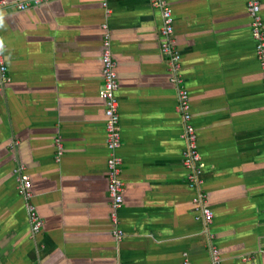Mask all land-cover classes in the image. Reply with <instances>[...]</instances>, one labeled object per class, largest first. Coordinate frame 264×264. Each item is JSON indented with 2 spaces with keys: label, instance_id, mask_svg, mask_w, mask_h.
<instances>
[{
  "label": "crops",
  "instance_id": "1",
  "mask_svg": "<svg viewBox=\"0 0 264 264\" xmlns=\"http://www.w3.org/2000/svg\"><path fill=\"white\" fill-rule=\"evenodd\" d=\"M7 1L0 264H264V68L251 0H160L178 65L162 50L164 10L153 0ZM255 1L264 21V0ZM24 2L32 6L21 11ZM106 23L120 85L117 222L100 96ZM181 87L201 155L194 183ZM23 176L43 223L37 234L18 190Z\"/></svg>",
  "mask_w": 264,
  "mask_h": 264
},
{
  "label": "built area",
  "instance_id": "2",
  "mask_svg": "<svg viewBox=\"0 0 264 264\" xmlns=\"http://www.w3.org/2000/svg\"><path fill=\"white\" fill-rule=\"evenodd\" d=\"M49 0H34V5H41L43 2ZM155 5L163 8L164 10V26L163 34L165 41L162 45L164 54L168 55L170 61L178 65L180 61V54L174 48V39L171 38L174 33L172 25V13L171 10L166 8L162 1L153 0ZM7 0H0V6L7 5ZM32 6L30 2H24L17 5V8L21 11H26ZM107 8V4H106ZM250 17L252 19V34L256 40L257 53L260 62L264 68V21L261 15V5L255 0L250 2ZM109 13V9L107 8ZM104 86L100 92L101 98L106 104V133H107V148L109 151V157L107 161L108 168V192L111 198V218L114 222H117V210H119L123 203V188L124 182L121 178L123 171V159L120 156V150L122 148L121 137V116H120V100L117 97L119 92V79H117L116 62L113 59L111 52L110 42V29L108 24L104 25ZM175 82L181 84L183 78L178 76L174 79ZM10 82L9 67L6 60V54L3 46L0 44V90ZM179 109L183 113L185 123V140L186 150L184 152L185 165L187 168L192 169L193 173L189 176L192 183L195 182V177L201 171L200 162L201 155L198 150L197 133L192 123L191 103L189 92L181 87L179 92ZM20 185L18 186L19 193L27 201V210L30 216L32 230L35 234L39 233L43 228L42 220L40 219L37 209L33 202L32 182L29 176H23ZM205 216L208 221L212 219V212L209 209H205ZM120 236L122 232L119 233ZM213 255L217 258V250H213ZM186 264H189L188 262Z\"/></svg>",
  "mask_w": 264,
  "mask_h": 264
}]
</instances>
